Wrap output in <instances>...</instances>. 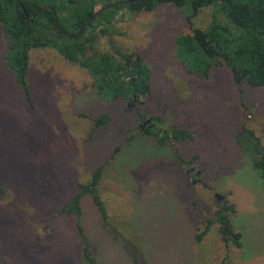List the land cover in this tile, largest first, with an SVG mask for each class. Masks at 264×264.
<instances>
[{
	"label": "rangeland",
	"instance_id": "rangeland-1",
	"mask_svg": "<svg viewBox=\"0 0 264 264\" xmlns=\"http://www.w3.org/2000/svg\"><path fill=\"white\" fill-rule=\"evenodd\" d=\"M213 8L193 27L204 28ZM185 17L170 2L122 7L108 32L96 30L99 50H135L149 65L151 92L135 102L101 99L87 71L52 48L31 51L26 98L6 66L0 27V264H87L84 237L96 264H264V181L235 136L245 125L264 144V88L237 85L223 66L207 78L186 72L174 41L190 31ZM137 111L152 125L139 128ZM103 112L109 121L94 128ZM174 126L192 138L159 143L150 132ZM100 165L97 193L116 233L86 194L81 234L62 209ZM229 204L240 247L221 240L214 220Z\"/></svg>",
	"mask_w": 264,
	"mask_h": 264
},
{
	"label": "trees",
	"instance_id": "trees-1",
	"mask_svg": "<svg viewBox=\"0 0 264 264\" xmlns=\"http://www.w3.org/2000/svg\"><path fill=\"white\" fill-rule=\"evenodd\" d=\"M103 4L112 0H102ZM105 1V3H104ZM22 11L16 0H0V27L7 40L5 63L13 73V78L28 98V68L30 53L35 48L55 49L64 59L83 68L92 79L97 96L106 101L132 100L133 95L145 97L151 92V72L143 56L135 50L113 51L98 49L97 29L103 30L113 19L116 10L126 7L131 12L153 10L162 3H173L177 8L186 10V20L191 24L190 31L175 38V51L188 73L207 78L212 68L223 66L229 71L237 85L247 84L251 89L264 88V0H135L132 3L113 6L110 19L102 23L103 11L76 37L74 33L98 8L97 0H20ZM49 5L58 21H54ZM212 6L210 22L204 27H193L192 19L204 7ZM25 12V13H24ZM36 14L29 20L28 17ZM227 20L226 24L220 16ZM112 43V42H111ZM113 45V43H112ZM107 112L93 119L94 128L109 121ZM158 119V117H155ZM159 143L171 137L175 141L191 139V132L182 127L170 130H150ZM237 143L249 158L252 168L264 181V144L254 131L242 125L236 132ZM183 164L184 159L178 157ZM103 165L98 166L86 183L79 184V191L73 201L62 209L73 213L81 234L80 199L89 194L102 222L114 229L108 222L105 204L97 193L102 177ZM215 212L221 240L227 245L231 242L241 246V233L232 225L233 204ZM213 220H207L205 232ZM202 232V233H203ZM196 235L199 240L201 234ZM83 257L87 264H96L90 252V245L84 237ZM192 264V263H186Z\"/></svg>",
	"mask_w": 264,
	"mask_h": 264
},
{
	"label": "water",
	"instance_id": "water-1",
	"mask_svg": "<svg viewBox=\"0 0 264 264\" xmlns=\"http://www.w3.org/2000/svg\"><path fill=\"white\" fill-rule=\"evenodd\" d=\"M16 1H17L18 5H19L20 9H21L22 11H24V7H23V5L21 4L20 0H16ZM134 1H135V0H118V1H114V2H110V3H108V4H105L103 7L99 8L98 10H96V11H95L90 17H88L87 20H86V21L80 26V28L77 30V32L73 34V36H74V37L78 36V35H79V34L85 29V27H87V26L91 23V21H92L94 18H96L99 14H101V13H102L103 11H105L106 9H109V8H111V7H113V6L120 5V4L132 3V2H134ZM46 7L50 9L52 15L54 16V21H55V23H56L57 25H59V24H58V21H57V19H56V17H55V12H54L53 8H52L51 6H49V5H46ZM24 13H25V12H24ZM35 16H36V14H34V15L28 17V19L31 20V19H33ZM133 99H135V96H133ZM215 197H216L217 199H220V198H221V195L216 194Z\"/></svg>",
	"mask_w": 264,
	"mask_h": 264
},
{
	"label": "flooded vegetation",
	"instance_id": "flooded-vegetation-1",
	"mask_svg": "<svg viewBox=\"0 0 264 264\" xmlns=\"http://www.w3.org/2000/svg\"><path fill=\"white\" fill-rule=\"evenodd\" d=\"M135 96V99H132L131 102H135L137 100V96L136 95H133ZM131 103H129V106H130ZM137 121H138V127L141 128L144 126V124H148L149 125H152L151 123V119L149 117H146L144 114H142L141 112L137 111ZM187 166V165H186ZM195 168H192L188 171V173H192L193 177H195V171H194ZM198 181V180H196Z\"/></svg>",
	"mask_w": 264,
	"mask_h": 264
}]
</instances>
